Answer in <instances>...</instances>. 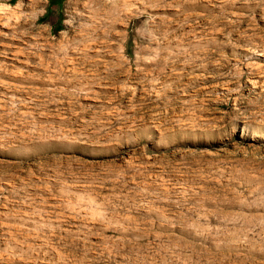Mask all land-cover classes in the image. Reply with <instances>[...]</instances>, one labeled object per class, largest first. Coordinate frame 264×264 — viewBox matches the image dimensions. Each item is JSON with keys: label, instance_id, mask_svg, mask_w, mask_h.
<instances>
[{"label": "rangeland", "instance_id": "1", "mask_svg": "<svg viewBox=\"0 0 264 264\" xmlns=\"http://www.w3.org/2000/svg\"><path fill=\"white\" fill-rule=\"evenodd\" d=\"M0 264H264V0H0Z\"/></svg>", "mask_w": 264, "mask_h": 264}]
</instances>
